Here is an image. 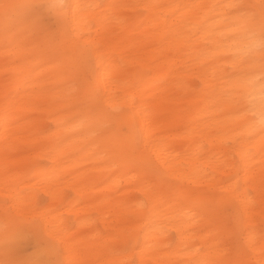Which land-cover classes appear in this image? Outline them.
Returning <instances> with one entry per match:
<instances>
[{
    "label": "bare ground",
    "instance_id": "6f19581e",
    "mask_svg": "<svg viewBox=\"0 0 264 264\" xmlns=\"http://www.w3.org/2000/svg\"><path fill=\"white\" fill-rule=\"evenodd\" d=\"M261 40L264 0H0V264H264Z\"/></svg>",
    "mask_w": 264,
    "mask_h": 264
},
{
    "label": "rangeland",
    "instance_id": "374dc122",
    "mask_svg": "<svg viewBox=\"0 0 264 264\" xmlns=\"http://www.w3.org/2000/svg\"><path fill=\"white\" fill-rule=\"evenodd\" d=\"M39 23L42 25L43 29H53V31L55 32V24H54V21H53V18H52V15L48 12H45L44 14H42L39 19H38ZM39 163L43 166L47 165L46 161L45 160H41L39 161ZM121 191H112L110 193V196L113 198L115 196H117ZM68 194V200H72V198H74V193L72 191H69L67 192ZM41 194V196H39V205L40 206H43L46 204V197L45 195ZM41 197V199H40ZM141 196L139 194L136 193V198H138L139 200H141L140 198ZM69 202H65L63 203L60 207L63 208L65 205H67ZM236 212L234 211V209H232L231 207H227V208H224L223 209V215L221 214H217L215 216H213V219L216 221L217 224H219L220 222L219 219H216L214 217H220L222 218V221L221 223L222 224H225V227L226 228H231L233 227L234 225V221H235V217H236ZM73 217H71V214H68L65 215V219L67 220L68 222V225L70 227H73L75 224H74V218L72 219ZM91 218L92 219H96V215L95 214H92L91 215ZM71 222V224H70ZM73 222V224H72ZM220 223V224H221ZM262 223L264 224V221L262 220ZM262 224V225H263ZM95 225L97 228H101V224L98 222V221H95ZM173 232V231H171ZM170 232V235H169V238L172 239V240H175V232L171 233ZM173 234V236L171 235ZM229 239V238H228ZM228 239H224V243H229ZM229 240H231V242H234L235 239L234 238H230ZM33 250H35V244H34V241L31 240V239H28V240H25V241H21V242H18L11 250V253L9 254L8 256V259L11 260V261H21L22 259H24L25 257H27ZM48 264H52V263H48ZM125 264H136V260L134 257H130V258H127Z\"/></svg>",
    "mask_w": 264,
    "mask_h": 264
},
{
    "label": "clouds",
    "instance_id": "9594fccd",
    "mask_svg": "<svg viewBox=\"0 0 264 264\" xmlns=\"http://www.w3.org/2000/svg\"><path fill=\"white\" fill-rule=\"evenodd\" d=\"M258 46L264 48V40L258 41ZM259 79V77H256L253 83ZM258 87L260 90L258 97L260 104L252 110V115L254 117V125L259 128H264V83H260Z\"/></svg>",
    "mask_w": 264,
    "mask_h": 264
}]
</instances>
